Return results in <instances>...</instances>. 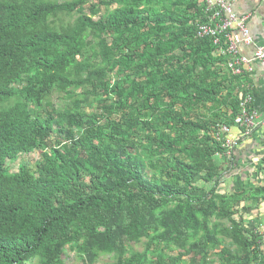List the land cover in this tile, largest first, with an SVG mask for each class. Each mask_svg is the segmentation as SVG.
Returning a JSON list of instances; mask_svg holds the SVG:
<instances>
[{"label":"trees","instance_id":"1","mask_svg":"<svg viewBox=\"0 0 264 264\" xmlns=\"http://www.w3.org/2000/svg\"><path fill=\"white\" fill-rule=\"evenodd\" d=\"M199 1L0 0V264H264V186L224 192L214 137L246 73Z\"/></svg>","mask_w":264,"mask_h":264},{"label":"built area","instance_id":"2","mask_svg":"<svg viewBox=\"0 0 264 264\" xmlns=\"http://www.w3.org/2000/svg\"><path fill=\"white\" fill-rule=\"evenodd\" d=\"M198 6L203 7L207 17L206 23L198 25L197 34L213 37L216 44H221V35L225 34L228 46L218 52L230 56L227 68L233 74L243 75L247 71L253 70L254 62L264 63L263 45L257 47L252 57L240 52L241 45L254 42V35L249 25L250 14L240 15L230 0H200ZM240 99L241 112L235 120L236 127L223 123L216 126L214 137L225 148L224 152H221V154L219 152L216 155L218 159L232 157L233 153L241 148L242 142L252 134L257 125L256 114L250 107L254 100L253 94L250 91L246 94L241 92ZM234 128L240 129L239 132H234ZM225 177L223 180H225Z\"/></svg>","mask_w":264,"mask_h":264},{"label":"crops","instance_id":"3","mask_svg":"<svg viewBox=\"0 0 264 264\" xmlns=\"http://www.w3.org/2000/svg\"><path fill=\"white\" fill-rule=\"evenodd\" d=\"M230 1H232L235 10L240 15H251L249 25L254 35V42L241 45L240 52L252 57L258 46H264V0ZM244 81L246 82V89L254 96L250 107L256 114L257 125L252 134L242 142L241 148L234 152V158L233 156L220 158H226L223 167L230 168L227 170L228 175L225 177L226 185H229L231 189L230 192L243 184L264 186V63L254 62L253 70L246 72ZM239 130L237 128L233 129L236 133ZM246 224L258 229L259 233L263 235L264 203L259 208L255 206L252 209V214L246 217ZM262 249L264 250V242Z\"/></svg>","mask_w":264,"mask_h":264},{"label":"rangeland","instance_id":"4","mask_svg":"<svg viewBox=\"0 0 264 264\" xmlns=\"http://www.w3.org/2000/svg\"><path fill=\"white\" fill-rule=\"evenodd\" d=\"M58 1L59 2H65L67 0H58ZM110 12H111L110 9L102 7L103 16H107ZM63 18H65L64 19L65 22H69V21L72 20L73 17L70 18V17L66 16V17H63ZM53 99H54V103L57 102V104H59L60 106L62 104H64V103H69V101H63V99H60V97L58 98V95H55ZM0 109H1V107H0ZM56 138H57V135L53 136L51 139H52V141L55 142ZM42 154H43V151L42 150H38V151H35V152L30 153L28 155H23L19 159L15 160L14 163H10L11 168H12L13 171L17 172L19 167H20V165H23V164H27V165H32L33 164L34 165V163L41 161ZM217 160L222 165H224V163H226V158L225 159H217ZM227 175H228V172H226L225 176H227ZM222 187L224 188L223 189L224 192H228V191L231 190L229 188V185H226L225 180H223ZM145 248H146V242H143V243H140V244L133 243L130 246V251L131 252H140V253H142V252L145 251ZM215 257L216 256H214V258ZM63 260H64V264H84L83 261L81 260L80 256L77 254V252L74 251V250H71L70 248H68V250L66 251V253H65L64 257H63ZM115 263H116V259L114 257L103 256L98 264H115ZM29 264H40V261L39 260H35L34 262L29 263Z\"/></svg>","mask_w":264,"mask_h":264}]
</instances>
